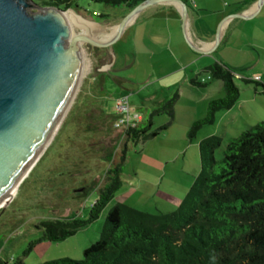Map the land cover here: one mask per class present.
<instances>
[{
    "label": "rangeland",
    "instance_id": "rangeland-1",
    "mask_svg": "<svg viewBox=\"0 0 264 264\" xmlns=\"http://www.w3.org/2000/svg\"><path fill=\"white\" fill-rule=\"evenodd\" d=\"M61 9L66 10L69 16L70 10L64 7ZM71 9L77 15L91 21L89 23L91 29L103 36L130 10L124 5L111 6L91 0H77ZM70 22L74 33L83 29L80 24L71 20ZM119 46H123V50L131 51L129 45L117 41L109 47L110 53H107V48L82 46L97 54L96 60H91L88 64L84 60V76L73 100V108L50 146L15 192L9 205L0 213V261L8 264H13L17 260L23 264H41L61 258L80 260L83 257V250L99 239L105 216L114 204L124 203L152 214L174 211L198 174L200 170L198 145L197 155H192L193 148H189L185 157L182 155L173 157L175 150L189 144L186 142L187 134L183 135L181 131L188 95L184 91L180 92V100L178 98L174 104V118L171 122L166 115L150 117L144 82L141 79L129 81L126 79L118 83L112 77L115 75L124 77L128 72L127 69L116 71L118 65L114 63L115 51L120 48ZM109 58L111 67L102 73L101 70L107 68ZM237 72L242 78H233V82L241 96H245L247 89H254L256 86L254 83L244 82L252 80L244 73L245 69H238ZM207 75L201 71L197 78L191 80L198 79L199 82L203 79V82L212 83L214 87L220 84L217 80L208 79ZM122 88L127 90L122 91ZM211 89L201 91L210 94ZM121 93L129 94L130 103L144 121L151 120V130L163 125H166V128L145 141L138 143L121 141L114 160L118 162L125 144L121 173L123 186L103 208L97 219L64 240L37 242L24 254L29 243L42 235L41 229L38 228L40 221L72 216L85 219L89 216L91 205L98 196L102 182L100 179H103L109 163L101 159L103 155L99 151L104 133L101 129L96 132L88 129V124L91 123L87 119V114L95 106H100L107 114H113L115 99ZM211 96L219 98L216 95ZM161 104L155 105V108ZM138 105L143 106L138 109L136 108ZM263 120L264 117L260 121ZM231 130L237 132L236 129ZM207 134L220 136L222 128L215 125L204 126L191 143L207 137ZM235 134L237 137L240 133ZM226 143L227 140L222 139L221 145L215 150L216 160L222 157Z\"/></svg>",
    "mask_w": 264,
    "mask_h": 264
},
{
    "label": "trees",
    "instance_id": "trees-1",
    "mask_svg": "<svg viewBox=\"0 0 264 264\" xmlns=\"http://www.w3.org/2000/svg\"><path fill=\"white\" fill-rule=\"evenodd\" d=\"M33 1L39 7L69 8L77 0ZM91 1L132 9L145 0ZM204 72L211 80L221 82L223 95L209 100L204 116L190 125L189 141L204 126L213 124L217 111L230 109L239 98L231 69L215 62L205 67ZM244 82L254 83L264 96V84ZM190 83L206 86L196 80ZM177 99L178 93L174 92L150 111V117L166 115L171 122ZM87 119L91 123L89 130L103 131L99 151L101 159L109 163L89 216L40 221L38 228L42 235L29 243L24 254L37 242L64 240L97 219L123 186L125 144L118 162L114 160L121 141H145L166 128L163 125L151 130V120H142L122 134L113 128L116 116L107 114L100 106L92 107ZM221 141L216 135L199 141L200 170L174 211L152 214L118 202L108 210L99 239L83 250L82 259L61 258L41 264H264V120L228 139L222 157L216 160L214 152ZM0 264L8 263L0 261ZM13 264L23 263L17 260Z\"/></svg>",
    "mask_w": 264,
    "mask_h": 264
},
{
    "label": "crops",
    "instance_id": "crops-1",
    "mask_svg": "<svg viewBox=\"0 0 264 264\" xmlns=\"http://www.w3.org/2000/svg\"><path fill=\"white\" fill-rule=\"evenodd\" d=\"M183 1L186 4L184 21L181 6L174 2L148 6L133 17L117 40L129 45L131 51L123 50V46L115 51L116 71L127 69L128 72L124 77H112L118 83L126 79H141L147 90L150 111L174 92L179 93L178 100L180 92H186L188 105L181 123V131L185 135L190 125L204 116L208 101L215 97L211 95H223L219 80L220 84L215 87L204 82L207 84L204 88H197L189 82L197 78L205 67L220 63L234 72V78H242L237 70L245 69L244 73L253 81L264 84V0ZM111 31L112 28L108 32ZM110 52L107 48V53ZM110 62L109 58L102 73L111 67ZM210 88V94L201 91ZM126 90L122 88V91ZM263 117L264 96L256 88L247 89L245 96L239 93L238 100L230 109L215 113L212 125L221 126L219 137L228 141L235 137V133H241ZM200 140L196 143L186 141L189 144L175 150L173 157H185L189 148H193L192 155H197Z\"/></svg>",
    "mask_w": 264,
    "mask_h": 264
},
{
    "label": "water",
    "instance_id": "water-1",
    "mask_svg": "<svg viewBox=\"0 0 264 264\" xmlns=\"http://www.w3.org/2000/svg\"><path fill=\"white\" fill-rule=\"evenodd\" d=\"M164 2L179 4L185 20L183 0H145L103 36L71 7L67 16L33 0H0V213L73 108L84 60L97 57L82 46L109 48L138 12ZM70 20L83 29L74 33Z\"/></svg>",
    "mask_w": 264,
    "mask_h": 264
},
{
    "label": "built area",
    "instance_id": "built-area-1",
    "mask_svg": "<svg viewBox=\"0 0 264 264\" xmlns=\"http://www.w3.org/2000/svg\"><path fill=\"white\" fill-rule=\"evenodd\" d=\"M199 82H203V79ZM113 114L116 116L113 128L119 130L122 134L129 128L136 127L142 121L141 114L130 103L128 93H121L115 99Z\"/></svg>",
    "mask_w": 264,
    "mask_h": 264
},
{
    "label": "bare ground",
    "instance_id": "bare-ground-1",
    "mask_svg": "<svg viewBox=\"0 0 264 264\" xmlns=\"http://www.w3.org/2000/svg\"><path fill=\"white\" fill-rule=\"evenodd\" d=\"M114 29V28H113Z\"/></svg>",
    "mask_w": 264,
    "mask_h": 264
}]
</instances>
